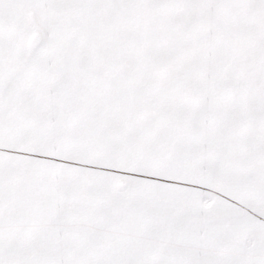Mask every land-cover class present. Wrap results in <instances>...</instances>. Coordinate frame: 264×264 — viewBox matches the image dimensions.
Returning <instances> with one entry per match:
<instances>
[{"label": "snow or ice", "instance_id": "1", "mask_svg": "<svg viewBox=\"0 0 264 264\" xmlns=\"http://www.w3.org/2000/svg\"><path fill=\"white\" fill-rule=\"evenodd\" d=\"M0 264H264V0H0Z\"/></svg>", "mask_w": 264, "mask_h": 264}]
</instances>
